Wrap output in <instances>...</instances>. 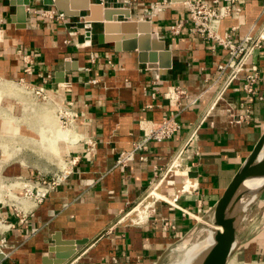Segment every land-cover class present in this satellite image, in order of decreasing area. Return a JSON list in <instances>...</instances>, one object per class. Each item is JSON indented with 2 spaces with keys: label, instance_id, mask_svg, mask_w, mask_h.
<instances>
[{
  "label": "crops",
  "instance_id": "crops-1",
  "mask_svg": "<svg viewBox=\"0 0 264 264\" xmlns=\"http://www.w3.org/2000/svg\"><path fill=\"white\" fill-rule=\"evenodd\" d=\"M67 1L69 8L77 2ZM90 1L122 9L128 21L146 27H122L119 21L126 19L118 17L105 29L85 22L82 12L48 21L32 12L57 10L39 0L29 1L21 15L10 0H0V79L42 87L54 104L76 115L73 132L95 142L92 151L82 143L68 149L65 159H76L70 173L40 202L22 201L27 213L22 224L4 210L15 229L5 233L0 264H43L53 257L55 241H85L63 264H162L182 238L204 237L215 202L264 129V101L244 95L239 79L226 85L229 72L216 70L226 51L211 49L196 33H169L171 25L190 26L182 0ZM263 4L234 0L239 12L220 21L218 34L233 41L255 35L264 20ZM161 45L164 51L153 52V63L140 62ZM251 70L264 76V43L246 61L245 72ZM170 86L186 92L183 103L195 99L175 118L180 130L149 143L125 167L116 166L117 155L138 139L139 122L167 116L163 93ZM255 91L264 97L262 83ZM2 115L0 186L36 176L19 161L35 153L27 143L20 144L19 162L4 153L14 139L33 141L41 130L33 116ZM8 120L18 133L8 132ZM225 264H264V189L237 228Z\"/></svg>",
  "mask_w": 264,
  "mask_h": 264
},
{
  "label": "built area",
  "instance_id": "built-area-1",
  "mask_svg": "<svg viewBox=\"0 0 264 264\" xmlns=\"http://www.w3.org/2000/svg\"><path fill=\"white\" fill-rule=\"evenodd\" d=\"M233 3L234 0H212L210 3L202 0H182V5L188 15L190 26L184 27L180 24H175L169 26L168 31L174 36L179 35L182 31L196 33L200 38L211 42V49L219 47L225 50L227 56L226 61L223 64L217 65L216 70L219 74L225 71L229 72L226 85L233 80L239 79L241 82V91L244 95L253 97L258 102H263L264 97L256 95L255 86L258 83L264 85V76H261L256 70H251L246 73L245 67L250 55L255 50L263 47L264 20L253 36L245 35L237 41H233L228 34L220 36L217 32L220 21L225 17L236 15L239 12L238 8L232 7ZM155 10L159 11V7L156 6ZM26 11L28 12L30 10L26 8ZM32 13L48 21L61 22L65 19L64 14L60 11L42 9L33 11ZM87 37H89V32H87ZM23 71L25 74H29L30 67L26 66ZM242 73L243 76L240 77L239 75ZM19 83L23 84L21 81ZM24 86L33 90L42 100L53 103L42 87ZM163 97L167 102V116L162 117L158 122H139L140 135L138 139L132 144L131 150L120 152L117 155L115 159L116 166L125 167L128 163L134 161L135 153L145 151L149 143L166 141L180 130V125L176 122L175 118L186 106L193 105L195 99L183 103L187 99V94L182 88L176 86L167 87L163 93ZM56 108L59 127L63 129L71 128L76 115L58 105H56ZM76 135L78 140L75 145L82 143L85 145L87 151L94 149L95 142L88 138H83L78 134ZM139 159L141 160L142 158ZM75 161V158H70L64 162V168L60 171L59 175H37L27 179L14 178L12 183H6L0 186V248L5 243V233L15 229V224L8 221L4 216V210H7L16 219L18 225L22 224L27 214L26 209L22 206V201L40 202L49 190L58 185L66 177ZM169 168L166 172L170 171Z\"/></svg>",
  "mask_w": 264,
  "mask_h": 264
},
{
  "label": "water",
  "instance_id": "water-1",
  "mask_svg": "<svg viewBox=\"0 0 264 264\" xmlns=\"http://www.w3.org/2000/svg\"><path fill=\"white\" fill-rule=\"evenodd\" d=\"M29 1L32 0H10V5L17 6V13L21 15L24 6H28ZM39 1H41L43 6L54 7L57 11L62 12L65 17H77L79 13L82 12L85 22L102 23L105 29L115 24L118 17L126 19V21H119L122 27H146L145 22L128 21L129 14L122 9L103 8L98 4L92 3L90 0H77V2L72 5V8H69L67 0ZM147 35L151 40L156 39V35L150 31L147 32ZM159 47L160 48L149 50L148 60L145 61V59H143L140 62L153 63V52L164 51L163 45ZM142 52H145V50H142ZM142 57H144V55H142ZM263 189L264 129L213 206L210 218V226L213 228L211 245L204 249L191 264H225L228 256L235 247L237 228L246 212L262 193ZM84 244L85 241H55V244L49 250L53 257L42 260V263L63 264ZM2 256L0 252V259Z\"/></svg>",
  "mask_w": 264,
  "mask_h": 264
},
{
  "label": "rangeland",
  "instance_id": "rangeland-1",
  "mask_svg": "<svg viewBox=\"0 0 264 264\" xmlns=\"http://www.w3.org/2000/svg\"><path fill=\"white\" fill-rule=\"evenodd\" d=\"M10 87L17 88L18 91L11 90ZM56 111V105L51 102L42 100L29 87H26L23 84H20L19 82L0 79V114L4 115L6 113L10 115H15V113H24L25 116H33V124L39 126V128L42 129L38 130V135H33V141L25 140L23 142L21 140L18 141L17 139H14L10 143V145H6L7 147L4 156L6 155L5 157H11L12 159L13 157H15L13 160L16 161L18 160L17 158H19L20 154V144H31L29 146L32 147L35 151V153H33V157L23 155V160H19L25 164H22L24 167H28L26 170L32 171L33 174L36 176H49L52 174L59 175L60 171H62L63 169L62 165L64 164V162L67 161V159H65V153L68 151L69 148H72L75 145L76 141L78 140V137L76 135V132H73V129L69 127L67 129L59 127ZM39 119H42V122L39 121ZM7 123L9 125L8 132L12 134L18 133V127L14 126L13 121L8 120ZM63 131H65V133L67 131L70 133V139H67L65 135V139L64 137H60L63 135ZM49 132L53 133L51 134V140L53 141L48 144V141H46L44 135L48 137ZM46 154L50 155V157H52V160L49 161L46 158ZM25 157L27 158L24 159ZM45 158L47 160H45ZM30 165L33 168L30 167ZM12 181L10 183H12ZM251 214H248V216H246L245 220L242 222V225H244L246 221H248L249 215ZM187 237L188 236L182 238L180 241L172 245L166 251V258L162 264L179 263L178 261L181 255L175 249L178 246H181L182 244H190L194 242L192 241V239L189 240V238ZM193 239H195V237H193Z\"/></svg>",
  "mask_w": 264,
  "mask_h": 264
},
{
  "label": "bare ground",
  "instance_id": "bare-ground-1",
  "mask_svg": "<svg viewBox=\"0 0 264 264\" xmlns=\"http://www.w3.org/2000/svg\"><path fill=\"white\" fill-rule=\"evenodd\" d=\"M11 90H16L18 91L17 88L14 87H10ZM21 92V91H20ZM28 104V103H27ZM42 130V129H41ZM51 134H53L52 132H49V136L47 137L46 135V141H48V144L51 143L53 140H51ZM67 139H70V133L63 131V135L61 136L62 138L64 137ZM43 139V138H42ZM41 139V141H42ZM31 145V144H29ZM262 156V153H261ZM63 164V163H62ZM62 168H64V164L62 165ZM70 173V172H69ZM68 173V174H69ZM159 185V184H158ZM23 204V203H22ZM31 204V203H30ZM208 224V223H207ZM209 226V225H207ZM212 230L213 228L211 226H209L206 230H205V234L204 237L202 239H200L199 241L190 243V244H182L181 246H178L175 250L178 251L180 253V259H179V263L177 264H191L192 261L207 247H209L211 245V234H212ZM187 243V242H186Z\"/></svg>",
  "mask_w": 264,
  "mask_h": 264
}]
</instances>
